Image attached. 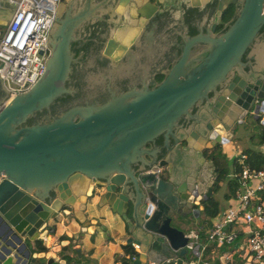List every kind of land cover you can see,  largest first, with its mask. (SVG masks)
Returning <instances> with one entry per match:
<instances>
[{"label":"water","instance_id":"1","mask_svg":"<svg viewBox=\"0 0 264 264\" xmlns=\"http://www.w3.org/2000/svg\"><path fill=\"white\" fill-rule=\"evenodd\" d=\"M184 1L62 0L44 74L10 95L0 66V232L14 240L0 246V264H85L71 246L94 233L85 212L95 200L124 221L127 264H236L239 252L187 248L180 227L226 167L217 152L247 122L264 126V0ZM229 6L233 19L216 35ZM15 9L0 0V26ZM11 55L0 41V58ZM61 216L79 227L48 257L23 242L54 233L49 221Z\"/></svg>","mask_w":264,"mask_h":264},{"label":"built area","instance_id":"2","mask_svg":"<svg viewBox=\"0 0 264 264\" xmlns=\"http://www.w3.org/2000/svg\"><path fill=\"white\" fill-rule=\"evenodd\" d=\"M9 1L16 4V9L8 25L0 26V41L5 40V50L14 55L0 58L1 78L8 94L18 95L45 72L50 56V27L55 20V3L59 0ZM260 120H264V115ZM235 160L238 171L230 176L237 183L232 204L204 237L200 229L187 232L186 245L189 249L198 245L199 251L204 253L211 244L231 245L242 237L241 246L252 256L251 262L264 264V166L253 168L243 153ZM155 169L158 173L162 171L160 166Z\"/></svg>","mask_w":264,"mask_h":264},{"label":"crops","instance_id":"3","mask_svg":"<svg viewBox=\"0 0 264 264\" xmlns=\"http://www.w3.org/2000/svg\"><path fill=\"white\" fill-rule=\"evenodd\" d=\"M264 53V49H263ZM254 122L250 121L247 122V130H244L243 132H240L238 135V138L250 131H252L251 127H254L252 124ZM264 129L256 134L255 144L250 147L251 149H254L256 151H261L264 153V143L258 144L260 142L259 140V134H262ZM235 141V140H233ZM230 145H233L232 141H230L225 147H223V153L219 155L220 160L226 165V167H223L224 164L219 165L222 167L221 175L224 172L227 171V169L230 167L229 164V158L230 155H232L233 151H228V148H230ZM245 150V149H244ZM244 150H241L240 153H242ZM166 153V150H163ZM215 153V152H213ZM239 153V154H240ZM167 155V153H166ZM172 161L179 162L181 161L180 154L175 153L172 157ZM234 162L233 161V169L229 171L225 179L219 182V188L217 191H215L213 187V193L211 197H213L219 205V214L215 218H207L205 214L203 213V206L202 201L198 203V209L199 214L196 216H190L188 219V222L185 225H181L180 228H182L185 232H189L191 229H200L201 236L204 237L206 233L208 232L209 227L216 221L220 220L221 216L223 215V212L227 209V207L232 204V195H229V197H225L226 194H228V187L227 182L231 181L230 176L234 173ZM237 164V163H236ZM233 180V179H232ZM235 189V188H234ZM197 203V202H195ZM96 200L89 204L86 209V215H88V220H95L96 224L91 225L89 227L90 231L94 230V233L87 234L84 238H80L78 241L74 242L71 246V248H81L83 257L82 259H86L85 264H123V262H130L132 258H129V255L126 252V249H130L129 247L123 245L125 239V233H126V226L124 224V221L116 216L115 214H112L110 210L105 206L100 209H96L95 207ZM66 218L64 216H61L59 220L55 221H49V225L53 226L55 228V232L50 234L46 232H42L40 235V238L42 240L37 239L34 241H31L26 236L22 238L23 242L28 243V246L30 249H32L33 252L44 250L46 257H48L51 254L50 248L54 245H56L59 241L66 239V236H64V232L69 229L71 230L72 234H75L78 230V225L74 223V225L66 226ZM236 228H240L236 227ZM3 227L0 226V231H2ZM3 232H0V246L3 244H8L7 239H12L11 235H8L7 237H4ZM7 238V239H6ZM242 237H238L231 245H216L211 244L207 249L210 248V252H208L206 255L213 258L216 256L218 250L222 251H231V255L235 252L238 253V257L236 259V264H244V261L246 260L247 256L249 254L240 255L241 250L234 249L235 244L239 243L241 245ZM14 241V240H13ZM16 247L20 248V251L18 252L22 257H24V250L21 249V245L19 243H16ZM206 249V250H207ZM131 250V249H130ZM206 251L202 254H205ZM70 254L73 255V252L70 251ZM59 256V255H58ZM57 256V257H58ZM71 262L75 261V257L73 259H70ZM250 264H253L251 262Z\"/></svg>","mask_w":264,"mask_h":264},{"label":"trees","instance_id":"4","mask_svg":"<svg viewBox=\"0 0 264 264\" xmlns=\"http://www.w3.org/2000/svg\"><path fill=\"white\" fill-rule=\"evenodd\" d=\"M232 17H233V12L232 10L228 9L222 17V23L221 25H219V31H221L226 26V24L231 20ZM259 140H260V142L258 143L259 145L264 143V131L262 134H259ZM242 153L246 155L247 157L246 161L253 168L259 169L264 166V153H262L261 151H256L254 149L247 148ZM237 171H238V165L236 164V162H234V173H236ZM225 174H226L225 172H224V176L220 174L219 179L216 181L214 185L215 191H217V189L219 188V182L225 179L226 176ZM227 184H228L227 185L228 194H226L225 196L226 198L229 197V195H232L237 183L236 180L233 179L231 181H228ZM201 203L203 206V213L207 218H215L219 214L218 202L213 197H210L209 199L202 201ZM126 252L129 255V258H132V256L134 255L133 251L129 249H126ZM208 252H210V248L206 250V253ZM123 264H127V262L124 261Z\"/></svg>","mask_w":264,"mask_h":264},{"label":"flooded vegetation","instance_id":"5","mask_svg":"<svg viewBox=\"0 0 264 264\" xmlns=\"http://www.w3.org/2000/svg\"><path fill=\"white\" fill-rule=\"evenodd\" d=\"M182 1H184V0H182ZM62 2V0H59V3H61ZM185 2V1H184ZM58 3V4H59ZM187 3V2H186ZM232 6H229V7H227L225 10H224V12H223V15H224V13L229 9V10H232ZM232 12H233V10H232ZM162 13V9H158V10H156L155 12H153V14H152V16L150 17V18H148L147 20H145V22H143V23H140L139 22V20L137 21V25H142V26H140V30H146L147 29V27L160 15ZM223 15H222V17H223ZM222 17H221V20H220V22L217 24V26H216V28H215V32H214V34H218L220 31H219V25H221V23H222ZM233 18V17H232ZM232 18H231V20H232ZM230 20V21H231ZM229 21V22H230ZM56 22V15H55V20H54V23ZM120 22H122V17L121 16H118V18H117V20H116V23H115V26L118 24V23H120ZM228 22V23H229ZM227 23V24H228ZM226 24V25H227ZM140 33V32H139ZM139 33H138V35L136 36V38L139 36ZM136 38L134 39V41H133V44H134V42H135V40H136ZM133 44L132 45H130L128 48H127V50L121 55V57L119 58V60H117V61H113V60H111L110 58H108L107 56H105L104 54H103V52H102V49H103V46H99V56H105V62H120L121 61V59L131 50V48H132V46H133ZM171 69V63H168V70H170ZM163 80V72H161V73H159L156 77H154L153 78V84H159L161 81ZM2 90L3 91H5L4 90V87H3V85H2ZM253 122V121H252ZM219 153V154H218ZM217 153V155L219 156L220 155V151ZM215 156V155H214ZM223 175V174H222Z\"/></svg>","mask_w":264,"mask_h":264},{"label":"rangeland","instance_id":"6","mask_svg":"<svg viewBox=\"0 0 264 264\" xmlns=\"http://www.w3.org/2000/svg\"><path fill=\"white\" fill-rule=\"evenodd\" d=\"M254 123H252L254 125V127H251L252 131L238 137L232 138V143L233 145H230V148H228V151H233L234 153L232 155H230L229 158V164L230 167L227 169V171H225V173L227 174L229 171H231V169H233V161L234 159H236L237 156H239V153L241 150L247 149L252 147V145L255 144V139H256V134L255 132L259 133L264 129V126H261L258 121H253ZM235 140V141H233ZM225 174V175H226ZM230 180V178H228Z\"/></svg>","mask_w":264,"mask_h":264},{"label":"bare ground","instance_id":"7","mask_svg":"<svg viewBox=\"0 0 264 264\" xmlns=\"http://www.w3.org/2000/svg\"><path fill=\"white\" fill-rule=\"evenodd\" d=\"M218 153V152H217ZM219 154V153H218ZM220 154H221V152H220Z\"/></svg>","mask_w":264,"mask_h":264},{"label":"clouds","instance_id":"8","mask_svg":"<svg viewBox=\"0 0 264 264\" xmlns=\"http://www.w3.org/2000/svg\"><path fill=\"white\" fill-rule=\"evenodd\" d=\"M258 123H259V121H258ZM260 124V123H259Z\"/></svg>","mask_w":264,"mask_h":264}]
</instances>
